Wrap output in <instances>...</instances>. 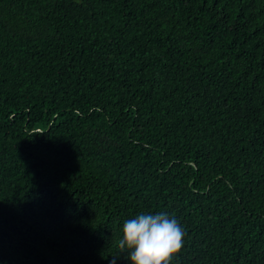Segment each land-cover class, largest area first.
Returning <instances> with one entry per match:
<instances>
[{
  "label": "trees",
  "instance_id": "obj_1",
  "mask_svg": "<svg viewBox=\"0 0 264 264\" xmlns=\"http://www.w3.org/2000/svg\"><path fill=\"white\" fill-rule=\"evenodd\" d=\"M264 264V0H0V264Z\"/></svg>",
  "mask_w": 264,
  "mask_h": 264
},
{
  "label": "clouds",
  "instance_id": "obj_2",
  "mask_svg": "<svg viewBox=\"0 0 264 264\" xmlns=\"http://www.w3.org/2000/svg\"><path fill=\"white\" fill-rule=\"evenodd\" d=\"M184 235L173 215L165 211L140 212L122 221L118 247L127 254L128 264H170L183 246Z\"/></svg>",
  "mask_w": 264,
  "mask_h": 264
}]
</instances>
